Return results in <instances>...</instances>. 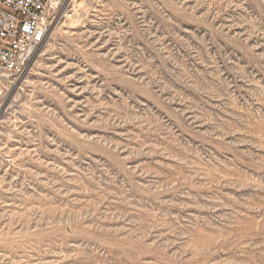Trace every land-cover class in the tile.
Wrapping results in <instances>:
<instances>
[{
    "label": "rangeland",
    "instance_id": "374dc122",
    "mask_svg": "<svg viewBox=\"0 0 264 264\" xmlns=\"http://www.w3.org/2000/svg\"><path fill=\"white\" fill-rule=\"evenodd\" d=\"M0 100V264H264V0H73Z\"/></svg>",
    "mask_w": 264,
    "mask_h": 264
},
{
    "label": "built area",
    "instance_id": "2783aa9c",
    "mask_svg": "<svg viewBox=\"0 0 264 264\" xmlns=\"http://www.w3.org/2000/svg\"><path fill=\"white\" fill-rule=\"evenodd\" d=\"M73 0H0V100L9 93L51 25L74 15Z\"/></svg>",
    "mask_w": 264,
    "mask_h": 264
},
{
    "label": "bare ground",
    "instance_id": "6f19581e",
    "mask_svg": "<svg viewBox=\"0 0 264 264\" xmlns=\"http://www.w3.org/2000/svg\"><path fill=\"white\" fill-rule=\"evenodd\" d=\"M51 28V27H50ZM49 31H50V29H49ZM49 33V32H48Z\"/></svg>",
    "mask_w": 264,
    "mask_h": 264
}]
</instances>
